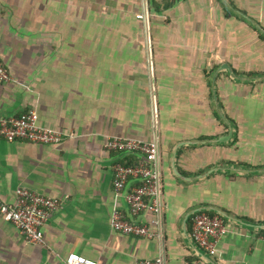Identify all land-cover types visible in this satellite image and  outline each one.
<instances>
[{
  "label": "crops",
  "instance_id": "1",
  "mask_svg": "<svg viewBox=\"0 0 264 264\" xmlns=\"http://www.w3.org/2000/svg\"><path fill=\"white\" fill-rule=\"evenodd\" d=\"M0 60V115L66 136L0 137V199L61 200L42 244L0 215V264H264V0H0ZM111 137L159 145L160 214L115 191L114 165L145 156ZM115 208L158 235L115 231ZM200 210L227 218L217 255L192 235Z\"/></svg>",
  "mask_w": 264,
  "mask_h": 264
},
{
  "label": "built area",
  "instance_id": "2",
  "mask_svg": "<svg viewBox=\"0 0 264 264\" xmlns=\"http://www.w3.org/2000/svg\"><path fill=\"white\" fill-rule=\"evenodd\" d=\"M0 80H13L10 71L0 60ZM0 137L9 141L27 140L31 142L59 145L66 136L58 130L39 124V114L29 110L20 115L2 117L0 115ZM107 148L118 152L139 153L145 159L137 164L117 162L114 165V189L124 193L132 215L149 210L157 214L162 212L161 170L159 163V145L141 139L111 137ZM131 179L139 182L128 187ZM61 207V200L48 196L29 187L17 189L12 203L0 199V215L13 223L33 244L44 243V227L51 214ZM157 222V221H154ZM112 228L120 233L137 237L151 238L158 235L155 226L135 222L118 208L111 216ZM227 218L220 213L200 210L193 215L192 235L197 244L211 255H217L220 240L228 233ZM264 239V234L262 236ZM67 264H98L97 261L83 255H71ZM138 264H166L163 257L141 259Z\"/></svg>",
  "mask_w": 264,
  "mask_h": 264
},
{
  "label": "trees",
  "instance_id": "3",
  "mask_svg": "<svg viewBox=\"0 0 264 264\" xmlns=\"http://www.w3.org/2000/svg\"><path fill=\"white\" fill-rule=\"evenodd\" d=\"M137 163H139V162H137ZM137 163H129V164H137Z\"/></svg>",
  "mask_w": 264,
  "mask_h": 264
}]
</instances>
